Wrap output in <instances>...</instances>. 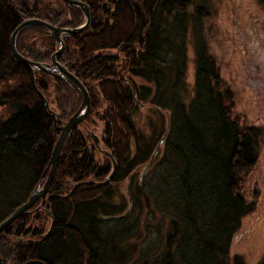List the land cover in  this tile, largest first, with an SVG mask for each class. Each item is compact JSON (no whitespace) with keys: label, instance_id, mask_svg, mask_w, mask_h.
Segmentation results:
<instances>
[{"label":"trees","instance_id":"1","mask_svg":"<svg viewBox=\"0 0 264 264\" xmlns=\"http://www.w3.org/2000/svg\"><path fill=\"white\" fill-rule=\"evenodd\" d=\"M78 1L90 23L61 37L56 61L82 83L91 110L64 140L44 203L0 233L1 264H228L232 237L252 207L238 193V175L255 163L260 132L230 114L231 92L220 88L207 49L209 5ZM26 18L76 28L83 15L60 0H0V222L27 200L56 127L81 101L68 82L10 57L9 35ZM186 41L194 52L191 97ZM15 47L31 62L51 64L58 45L32 25ZM148 174L154 183L146 185ZM231 264L245 263L233 256Z\"/></svg>","mask_w":264,"mask_h":264},{"label":"rangeland","instance_id":"2","mask_svg":"<svg viewBox=\"0 0 264 264\" xmlns=\"http://www.w3.org/2000/svg\"><path fill=\"white\" fill-rule=\"evenodd\" d=\"M205 3L209 5V17L204 23L207 49L215 60L220 88L231 92L227 102L230 114L242 128L252 126L260 132L256 161L244 174L240 172L237 183L238 193L252 207L241 218L228 251V264L233 256H241L245 264H255L264 256V8L255 0H206ZM185 50L184 83L191 90L194 52L188 41ZM252 73L257 77L250 84L248 77ZM259 73L263 77H259ZM257 79L260 87L256 85ZM189 94L191 97L192 90ZM181 98L185 100L187 96L183 94ZM143 120L141 127L149 129L148 118L143 117ZM135 174L143 176V169L137 168ZM153 176L148 174L146 185L154 183ZM151 217L148 211L147 222ZM148 230L147 238L151 240L154 230L152 227Z\"/></svg>","mask_w":264,"mask_h":264},{"label":"water","instance_id":"3","mask_svg":"<svg viewBox=\"0 0 264 264\" xmlns=\"http://www.w3.org/2000/svg\"><path fill=\"white\" fill-rule=\"evenodd\" d=\"M60 1H62L63 4H65L66 6H70L74 8L77 7L80 11H82L83 14L82 23L79 26H76V28H67V27L62 28L56 26L53 27L50 24L44 22L43 20L41 21L36 18L24 19L21 21V23L18 24L16 28L13 29V31L9 35L10 38L8 42V47L10 49V57L13 58V60L18 64H20L21 66L28 68L31 71V73H33L34 70H37L39 72L47 73L53 76L54 78L57 77L65 82H68L69 84L72 85L73 88H75L79 92L81 101L76 111L69 116L66 122L56 127L57 131L59 132L58 137L54 142L55 144L51 150L50 158L46 164L45 169L40 175V179L38 183L34 187L33 191L28 195L27 200L22 204H20L16 209L13 210V212H11L10 215H8L4 220L0 222V233L4 231L10 224H12L13 221L17 220L21 216L27 215L29 213V209L37 201H39L40 203L35 207V209H39L41 207L43 202V197L47 193V190L49 188L48 186L53 178V174L57 166L56 164L59 160L60 151L64 144L63 143L64 140L71 133V131L74 130L76 126H78L80 122L83 121V119L87 116V114L90 111L89 109L90 99L88 98L87 91L83 87L82 83L79 81V79L74 77L68 70H66L64 67H61L56 61V55L59 54L63 49L61 37L63 35L73 36L85 30L90 23L89 22L90 11L86 4H83L78 0H60ZM32 25L45 28L51 35L55 44L58 45L57 50L51 57V64H45V63L40 64L37 62H31L25 57L20 56L16 50L15 47L16 35L22 29L32 27ZM44 107L45 109H47V111H49L50 117L54 122L56 114L48 109L47 101L45 100H44ZM34 262L35 261H27L21 264H33ZM0 264H1V260H0Z\"/></svg>","mask_w":264,"mask_h":264},{"label":"flooded vegetation","instance_id":"4","mask_svg":"<svg viewBox=\"0 0 264 264\" xmlns=\"http://www.w3.org/2000/svg\"><path fill=\"white\" fill-rule=\"evenodd\" d=\"M84 4V3H83ZM259 77H263L262 76V74L261 73H259V75H258ZM257 77V74H255V73H252L249 77H248V81L250 82V84L253 82V79H255ZM264 80V79H263ZM257 81H258V83L256 84L257 85V87H260L261 86V84L259 83V79H257ZM263 87H264V81H263ZM256 87V88H257Z\"/></svg>","mask_w":264,"mask_h":264},{"label":"bare ground","instance_id":"5","mask_svg":"<svg viewBox=\"0 0 264 264\" xmlns=\"http://www.w3.org/2000/svg\"><path fill=\"white\" fill-rule=\"evenodd\" d=\"M27 19V18H26ZM30 28V27H29ZM68 28H70V27H68ZM16 47H17V44H16ZM18 51H19V49H18ZM21 54V53H20ZM24 57V56H23ZM27 58V57H26ZM44 63V62H43ZM42 73V72H41ZM34 75V74H33ZM49 76V75H48ZM76 96H79L78 94L76 95ZM79 101V100H78ZM80 103V102H79ZM79 105V104H78ZM78 105H77V107H78ZM91 110V109H90ZM61 156V155H60ZM44 199H45V197H44ZM44 203V202H43ZM37 204V203H36ZM37 206V205H36ZM35 206V207H36ZM33 207H34V205H33ZM33 207H32V209H33ZM43 207V206H42ZM30 211V210H29ZM47 232V231H46ZM45 232V233H46Z\"/></svg>","mask_w":264,"mask_h":264}]
</instances>
